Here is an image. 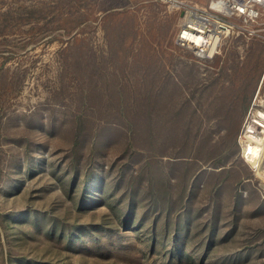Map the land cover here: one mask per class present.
Here are the masks:
<instances>
[{"label": "rangeland", "instance_id": "374dc122", "mask_svg": "<svg viewBox=\"0 0 264 264\" xmlns=\"http://www.w3.org/2000/svg\"><path fill=\"white\" fill-rule=\"evenodd\" d=\"M179 18L0 0V264H264V22L205 60Z\"/></svg>", "mask_w": 264, "mask_h": 264}, {"label": "built area", "instance_id": "2783aa9c", "mask_svg": "<svg viewBox=\"0 0 264 264\" xmlns=\"http://www.w3.org/2000/svg\"><path fill=\"white\" fill-rule=\"evenodd\" d=\"M160 1L180 15L176 45L205 60L218 54L221 41L236 28H248L264 22V0ZM246 31L264 40L263 33Z\"/></svg>", "mask_w": 264, "mask_h": 264}, {"label": "bare ground", "instance_id": "6f19581e", "mask_svg": "<svg viewBox=\"0 0 264 264\" xmlns=\"http://www.w3.org/2000/svg\"><path fill=\"white\" fill-rule=\"evenodd\" d=\"M252 114V113H251ZM259 118V119H258ZM264 113L256 112L246 123L244 136L251 144L264 147ZM264 149V148H263ZM262 161L260 163L261 168ZM259 168V169H260Z\"/></svg>", "mask_w": 264, "mask_h": 264}]
</instances>
